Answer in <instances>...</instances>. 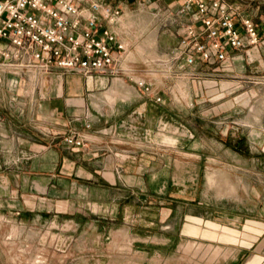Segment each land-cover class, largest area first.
<instances>
[{"label":"crops","instance_id":"crops-1","mask_svg":"<svg viewBox=\"0 0 264 264\" xmlns=\"http://www.w3.org/2000/svg\"><path fill=\"white\" fill-rule=\"evenodd\" d=\"M96 1L192 21L178 13L186 0ZM224 2L238 23L253 20L259 41L211 72L183 73L185 105L59 68L16 86L11 77L0 83V216L25 222L73 214L72 189L83 187L81 198L97 212L74 224L119 220L127 232L143 225L128 234L133 243L149 242L134 245L138 256L193 250L208 257L203 264H264V101L245 112L257 91L264 94V0ZM163 126L172 135L173 168L159 146ZM71 133L81 146L65 144Z\"/></svg>","mask_w":264,"mask_h":264},{"label":"built area","instance_id":"built-area-1","mask_svg":"<svg viewBox=\"0 0 264 264\" xmlns=\"http://www.w3.org/2000/svg\"><path fill=\"white\" fill-rule=\"evenodd\" d=\"M182 6L178 13L190 14L192 21L183 24L178 42L164 55L177 68L221 63L230 52L259 41L253 20L241 17L238 23L224 0H186ZM123 14L96 0H0V83H11V77L16 86L53 68L87 78L106 76L112 82L124 70L126 41L116 30ZM135 82L161 101L152 81ZM64 142L82 144L74 133Z\"/></svg>","mask_w":264,"mask_h":264},{"label":"rangeland","instance_id":"rangeland-1","mask_svg":"<svg viewBox=\"0 0 264 264\" xmlns=\"http://www.w3.org/2000/svg\"><path fill=\"white\" fill-rule=\"evenodd\" d=\"M143 9L145 10L136 5L132 6L131 11L122 15L119 29L116 28L118 36L126 41V52L120 64L124 70L116 79L114 78L112 86L117 82L124 86L125 91L136 90L140 87L135 81L147 79L152 81L156 90L160 92L161 100L170 97L171 100H168L173 105L180 106V103L185 105L184 103L188 101L184 91L187 78L183 73L191 70L207 73L216 65L201 64L193 69L177 68V64L171 63L164 55L178 42L185 21L183 20L181 25L168 14H158L155 10L147 12L146 7ZM151 38L157 41L156 47H153ZM193 80L197 81L198 78L194 77ZM261 82L264 85V78ZM261 92L263 91H257L258 96L251 98L248 109H245L247 114L252 113L257 105L262 106L264 94L261 95ZM179 116L186 121L190 117L186 113V108L180 110ZM167 122L166 119L165 125ZM163 128L165 132L159 146L167 151V161L173 168L175 156L168 149L173 145L172 135L169 128L164 126ZM153 146L141 143L138 145L151 150ZM214 149L218 150L216 147ZM224 173H230L231 178L236 179L234 172ZM172 174L174 177L173 169ZM84 192L83 187L73 188L75 203L70 206L73 214L58 213L59 217L55 220L48 216L49 213L38 220L30 216L25 222L14 217L0 216V264H203L202 261H207L208 257L203 260L202 255L193 250L184 255L165 254L151 258L138 256L134 252L137 249L134 245L141 246L149 242L133 243L129 237L131 235L128 234L137 228L146 229L147 227L143 225L133 226L134 229H130L129 232L127 227H122L119 220L108 221L105 227H99L98 223L90 220L88 222L91 224L77 226L74 222L85 220L89 214L93 216L97 212L95 204H87L85 199L81 198ZM57 208L64 209L65 205H58ZM151 244H153L151 248L155 249V243Z\"/></svg>","mask_w":264,"mask_h":264},{"label":"bare ground","instance_id":"bare-ground-1","mask_svg":"<svg viewBox=\"0 0 264 264\" xmlns=\"http://www.w3.org/2000/svg\"><path fill=\"white\" fill-rule=\"evenodd\" d=\"M152 45H155L154 43H152Z\"/></svg>","mask_w":264,"mask_h":264}]
</instances>
